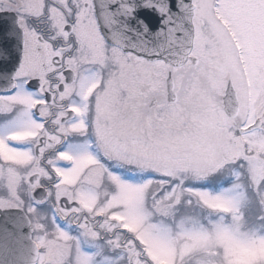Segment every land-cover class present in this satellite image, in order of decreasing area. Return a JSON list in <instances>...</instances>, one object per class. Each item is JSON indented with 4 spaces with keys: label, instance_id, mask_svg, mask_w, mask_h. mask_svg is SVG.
I'll return each instance as SVG.
<instances>
[{
    "label": "snow or ice",
    "instance_id": "obj_1",
    "mask_svg": "<svg viewBox=\"0 0 264 264\" xmlns=\"http://www.w3.org/2000/svg\"><path fill=\"white\" fill-rule=\"evenodd\" d=\"M0 264H264V0H0Z\"/></svg>",
    "mask_w": 264,
    "mask_h": 264
}]
</instances>
